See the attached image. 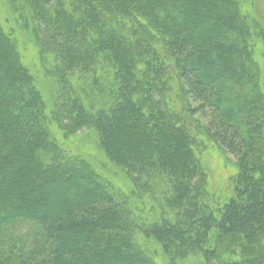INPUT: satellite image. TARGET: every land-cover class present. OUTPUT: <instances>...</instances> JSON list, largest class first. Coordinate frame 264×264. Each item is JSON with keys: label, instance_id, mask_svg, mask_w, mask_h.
Masks as SVG:
<instances>
[{"label": "trees", "instance_id": "trees-1", "mask_svg": "<svg viewBox=\"0 0 264 264\" xmlns=\"http://www.w3.org/2000/svg\"><path fill=\"white\" fill-rule=\"evenodd\" d=\"M2 4L0 241L21 223L33 233L0 264H264V27L252 0ZM83 135L131 193L73 149ZM214 170L228 176L218 191Z\"/></svg>", "mask_w": 264, "mask_h": 264}, {"label": "rangeland", "instance_id": "rangeland-1", "mask_svg": "<svg viewBox=\"0 0 264 264\" xmlns=\"http://www.w3.org/2000/svg\"><path fill=\"white\" fill-rule=\"evenodd\" d=\"M253 3V10L255 15L258 17L259 21L261 22V24L264 27V0H252ZM1 8H3V4L0 5ZM9 9H11V7L8 8L6 6H4V13H2L4 16H7V14H9ZM20 33V32H19ZM41 39V35L40 37H38ZM39 40V39H38ZM29 47V52H26L27 55V62H29V65L31 66V68H33L35 71H38V69L41 70V65L40 64V58L38 55V49H37V45H35L34 43H31L30 45L28 44ZM32 58V60H31ZM39 70V71H40ZM210 116L207 118H205V116H202L201 114H199V121L201 123H205L208 124V122H210L209 119ZM79 135H81V133H78ZM84 136V135H83ZM95 141H98V139L96 138ZM77 142L79 143V145L75 146V148H73L76 152L78 151L83 152L84 149V153L86 154H90L93 158V160L95 161V163L99 166V168L105 173V171H107L108 168L113 172V176H111V178H113L115 180V182L118 183V185H120V187H122L123 189H125L128 192H132L134 190L135 185L130 181V177L127 176L122 169L116 168L114 167L110 161L107 159V157L103 154V152L100 150L99 146L95 145L93 142H89L88 138L84 137H80V139L77 140ZM226 159L229 163L234 164L236 161V157L233 154H229L226 153ZM102 165V166H101ZM220 165V163H219ZM222 169L224 170L223 172L227 173L229 172V170L225 167L222 166ZM214 176H216L214 178L215 181H212L213 183V188L217 189V191L219 190V186H221V182L222 180L220 179H227L228 176H223L221 175L220 177V171L219 172H215L214 170ZM151 193H149L150 198L153 199L155 201H158V197H157V193H154L152 191H150ZM227 190L222 189L221 194L226 193ZM152 206H156V208L152 209ZM148 216L150 217L151 220H156L157 218H160L162 215V211L160 210V208H157V205H155V203L151 204L150 209L146 208ZM32 226L30 223H21L18 224L16 226H12L9 227L5 233L4 238L2 239V241H0V253L3 254L4 258H7L8 256L12 255V252L15 251L17 248H19V245L21 244H26V246H28L30 244V238L29 236L32 235ZM18 251H16L15 253H17ZM185 264H191L189 262H186ZM195 264V263H193Z\"/></svg>", "mask_w": 264, "mask_h": 264}]
</instances>
